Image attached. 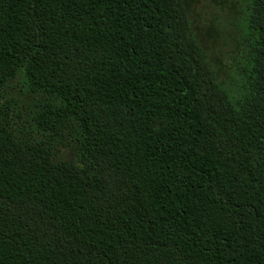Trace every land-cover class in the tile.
<instances>
[{
	"label": "trees",
	"instance_id": "trees-1",
	"mask_svg": "<svg viewBox=\"0 0 264 264\" xmlns=\"http://www.w3.org/2000/svg\"><path fill=\"white\" fill-rule=\"evenodd\" d=\"M225 83L187 0H0V264H264V0Z\"/></svg>",
	"mask_w": 264,
	"mask_h": 264
},
{
	"label": "rangeland",
	"instance_id": "rangeland-1",
	"mask_svg": "<svg viewBox=\"0 0 264 264\" xmlns=\"http://www.w3.org/2000/svg\"><path fill=\"white\" fill-rule=\"evenodd\" d=\"M194 30L225 83L235 80L241 59L245 0H187Z\"/></svg>",
	"mask_w": 264,
	"mask_h": 264
}]
</instances>
